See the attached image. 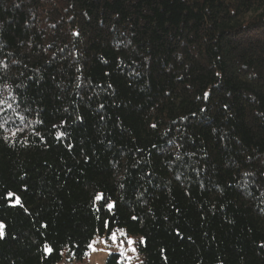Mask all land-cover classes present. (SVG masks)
Wrapping results in <instances>:
<instances>
[{"label": "trees", "instance_id": "16d2710c", "mask_svg": "<svg viewBox=\"0 0 264 264\" xmlns=\"http://www.w3.org/2000/svg\"><path fill=\"white\" fill-rule=\"evenodd\" d=\"M0 223V264L118 229L139 264H264V0H0Z\"/></svg>", "mask_w": 264, "mask_h": 264}, {"label": "rangeland", "instance_id": "374dc122", "mask_svg": "<svg viewBox=\"0 0 264 264\" xmlns=\"http://www.w3.org/2000/svg\"><path fill=\"white\" fill-rule=\"evenodd\" d=\"M114 233L116 234V240L110 239L111 235L109 237L97 235L93 239V241H97L94 245L96 251L90 249L84 261H67L64 259L59 264H105L108 255L112 252L121 254L126 264H139L140 255L136 248V238L129 236L122 229H118ZM130 239L135 241V243L129 244L128 241ZM133 248H135V251H133Z\"/></svg>", "mask_w": 264, "mask_h": 264}, {"label": "snow or ice", "instance_id": "6c2138e0", "mask_svg": "<svg viewBox=\"0 0 264 264\" xmlns=\"http://www.w3.org/2000/svg\"><path fill=\"white\" fill-rule=\"evenodd\" d=\"M207 96H208V93H205V98H207ZM58 135H59V136H63L64 133H58ZM13 195H14V194L11 193V192L8 193V196H9V197H12ZM102 198H103V194H102V193L97 194V196L95 197L96 200H101ZM14 203H15V204H20V203H21L20 198H19V197H16ZM106 207H108L109 209H111V208L113 207V204L108 203V204H106ZM3 228H4V225H3L2 223H0V238H3V236H4ZM109 238L112 239V240H116V234L113 232ZM96 242H97V241H92V242L88 245L89 249H91L92 251H96V248L94 247V245L96 244ZM143 242H144V241H143V238H142V239H141V243H143ZM121 243H123V242H121ZM128 243H129V244H134L135 241H133V240L130 239V240L128 241ZM45 251L50 253V252L52 251V249H51L50 247H48V246H45ZM133 251H135V248H133ZM129 259H131V258H129Z\"/></svg>", "mask_w": 264, "mask_h": 264}]
</instances>
